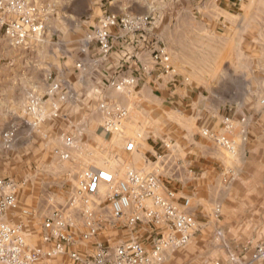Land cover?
<instances>
[{
	"label": "rangeland",
	"instance_id": "rangeland-1",
	"mask_svg": "<svg viewBox=\"0 0 264 264\" xmlns=\"http://www.w3.org/2000/svg\"><path fill=\"white\" fill-rule=\"evenodd\" d=\"M29 1L44 25L29 41H82L85 50L105 12L147 16L139 37L156 41L172 70L162 72L154 95H137L128 88L133 85L114 87L127 114L120 131L110 132L105 98L87 110L78 102L77 118L66 115L77 105L69 111L59 98H43L29 112L27 102H17L19 95L0 78V178L13 181L17 194L16 207L0 222L20 223L29 250L51 247L43 240L44 223L54 209L62 211L72 234L68 250L88 254L98 240L111 247L132 239L150 246L154 238L145 234L150 228L112 220L102 195L94 207L99 232L83 240L84 216L68 205L87 168H105L117 178L131 169L153 171L177 202L189 199L196 230L185 245L163 250L152 264H251L254 247L264 240V0ZM0 38L4 72L5 47L23 46L2 33ZM12 124L17 130L6 144L1 135ZM205 129L225 135L233 151L202 134ZM101 130L109 136L100 137ZM128 140L136 151L123 148ZM186 140L199 143L195 151ZM39 264L82 263L65 251Z\"/></svg>",
	"mask_w": 264,
	"mask_h": 264
},
{
	"label": "built area",
	"instance_id": "built-area-1",
	"mask_svg": "<svg viewBox=\"0 0 264 264\" xmlns=\"http://www.w3.org/2000/svg\"><path fill=\"white\" fill-rule=\"evenodd\" d=\"M232 1L237 3L243 0ZM7 15L12 18L7 19ZM147 23V16L105 12L98 21L92 40L98 49L106 54L112 49L111 28L118 27L126 33L139 34L143 33ZM43 31V22L32 2L0 0V33L10 41L24 45L28 37L40 36ZM152 59L162 72L169 73L172 70L169 56L164 49L154 50ZM134 84V77L111 82L116 89ZM60 90V85L51 81L47 92L49 95L56 93L60 99H64V93ZM37 104L38 101L33 99L26 108L31 112ZM106 114L109 118L105 123V129L109 132L120 131L122 120L127 114L126 109L114 105L106 110ZM223 125L225 128L230 127L228 117L224 118ZM16 130V126L12 124L11 128L2 132L3 142L8 144L14 138ZM202 134L212 137L222 148L233 151L234 145L225 135L213 133L208 129L203 130ZM124 148L132 153L136 151V144L133 140H128ZM100 195L109 205L112 220L125 218V222L131 227L146 224L150 230L145 234L154 238L152 244L145 246L132 239L111 247L106 242L98 240L94 242L93 249L88 254L68 250L67 246L73 241L72 234L67 229L62 211L54 209L44 223V228L48 232L43 236V240L52 243L45 251L40 248L32 250L27 248L20 223L0 222V264H39L43 258L65 251L71 259L82 264H152L163 250L185 245L196 230V219L188 211L189 199L184 197L181 202H177L173 197L174 191L160 183L157 174L153 171L131 169L123 178H117L108 169L87 168L80 174L68 205L70 208H78L84 216L86 229L81 234L83 240H88L99 232V226L94 219V207H99L103 202L98 200ZM16 205L17 194L14 191V182L0 178V217ZM250 263L264 264V240L254 247Z\"/></svg>",
	"mask_w": 264,
	"mask_h": 264
},
{
	"label": "crops",
	"instance_id": "crops-1",
	"mask_svg": "<svg viewBox=\"0 0 264 264\" xmlns=\"http://www.w3.org/2000/svg\"><path fill=\"white\" fill-rule=\"evenodd\" d=\"M30 38L18 50L5 47L6 70L0 71L5 85L13 94L19 95L16 101L27 102L25 107L33 99L39 103L43 98L45 101L59 98L58 94L49 95L47 92L51 81L60 85V92L65 97L59 100L69 104V111L78 102L79 109H90L100 98L107 100L109 108L120 105L113 95L111 82L121 78H137L136 85L128 88L140 96L154 95L156 89L161 87L162 70L152 60V52L159 45L144 36L141 40L139 34L126 33L118 27L111 28L112 49L106 54L98 49L94 41L88 42L85 50L82 41L33 42L29 41ZM76 107L74 114L66 115L80 116L77 113L78 105ZM99 135L102 138L109 136L102 130ZM145 142L153 148L147 139ZM186 142L189 151H195L199 144L194 140Z\"/></svg>",
	"mask_w": 264,
	"mask_h": 264
}]
</instances>
